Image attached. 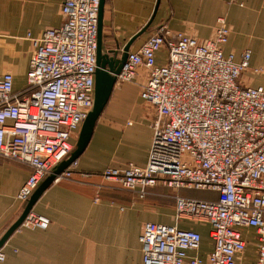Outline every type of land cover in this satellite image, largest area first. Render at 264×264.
I'll list each match as a JSON object with an SVG mask.
<instances>
[{"label":"built area","instance_id":"1","mask_svg":"<svg viewBox=\"0 0 264 264\" xmlns=\"http://www.w3.org/2000/svg\"><path fill=\"white\" fill-rule=\"evenodd\" d=\"M100 3L65 0L59 26L39 37L28 34L34 52L25 88H14L12 72L0 74V159L31 167L18 192L23 202L70 155L93 107ZM232 30L226 17L206 39L161 24L129 51L117 76L120 82L145 76L141 97L155 116L146 165L106 168L100 174L110 188L140 199L157 186L216 194H176L173 223L146 222L139 237L144 264H244L243 227H253L257 237L256 259L247 264H264V87L243 81L251 68L250 49L238 61L235 51L225 52ZM162 49L167 61L159 64ZM78 166L77 159L56 181L72 179ZM50 223L32 210L18 229H47ZM193 223L209 227L206 252L205 230Z\"/></svg>","mask_w":264,"mask_h":264},{"label":"crops","instance_id":"2","mask_svg":"<svg viewBox=\"0 0 264 264\" xmlns=\"http://www.w3.org/2000/svg\"><path fill=\"white\" fill-rule=\"evenodd\" d=\"M64 1L0 0V74L12 72L16 90L27 85L34 52L28 34L39 37L44 30L59 26ZM156 5L157 0H105V50L121 51L148 23L149 27L130 50L139 49L161 24L201 39L211 38L219 18L226 17L233 30L225 52L235 51L238 61L241 53L250 49L251 68L244 71L243 81L264 87V72L253 71L254 67H264V0H160L155 10ZM166 59L167 52L162 49L157 62L164 64ZM144 78L141 74L136 82L115 86L89 145L78 158L79 167L73 178L51 184L34 205V211L50 218L49 227L16 230L1 248L5 259L0 264H144L139 239L143 225L148 221L173 223L175 196L173 207L156 203L157 199L149 197L150 194L140 199L128 192H104L95 201L98 187L94 184L108 167H123L130 162L144 166L148 161L155 115L152 108L146 110L148 103L141 97L139 83ZM30 172L28 165L0 159V234L24 209L25 202L18 199V192ZM81 172L95 175L83 182L79 179ZM174 190L185 196H194L190 193L199 191L207 195L201 198L216 197L215 193L205 190ZM168 209V221H164ZM184 224L187 226L189 222ZM191 225L203 230L201 224ZM241 232L247 242L242 262L247 264L257 256L256 231L253 227H243ZM203 234L206 252L211 248V241L205 231Z\"/></svg>","mask_w":264,"mask_h":264},{"label":"water","instance_id":"3","mask_svg":"<svg viewBox=\"0 0 264 264\" xmlns=\"http://www.w3.org/2000/svg\"><path fill=\"white\" fill-rule=\"evenodd\" d=\"M160 0H157L155 10L158 8ZM105 0H101L99 9L98 40H97V70L95 78V95L92 109L87 114L81 129L78 133L77 141L70 155L56 165L53 170L40 182L30 198L25 201V206L20 216L14 221L4 233L0 234V249L4 246L9 237L20 227L26 216L33 210L34 205L42 196L44 191L53 184L57 177L62 174L69 165L77 160L85 151L93 136L95 127L104 110L106 109L114 88L117 83V76L121 72L122 66L127 60L133 42L147 30L150 23L142 28L137 34L131 37L121 51L105 50L103 46V9Z\"/></svg>","mask_w":264,"mask_h":264},{"label":"rangeland","instance_id":"4","mask_svg":"<svg viewBox=\"0 0 264 264\" xmlns=\"http://www.w3.org/2000/svg\"><path fill=\"white\" fill-rule=\"evenodd\" d=\"M106 47L107 46L105 45V48L104 49H106ZM260 67L263 68V72H264V67H262V66H260ZM122 83H125V82L117 81L116 86L118 87ZM145 105H147V104L144 103V106ZM150 109H151V107L148 104L146 110H150ZM89 173H92V172H89ZM79 176H80L79 179L81 181H83V182H86L87 179H90V178L83 177L80 174H79ZM98 176L100 177V180H99V182H96L94 184H95V186H97L96 184L99 183L98 185L101 184L102 186H101V189H96L95 199H96L97 196L100 199L101 198V193H104V192L107 193V194H111V193L121 194V193H119L120 191L118 189L110 188V185H112V183L109 182V181H107V180H105L101 174H99ZM154 190H155L154 193H150L149 197L152 196L151 198L157 199V201L155 200L156 203L165 204V205H168V206H171V207H173V205H174V196L176 194H181L179 191H176V190L170 189V188H166V187L159 188V186H158V187L154 188ZM98 192H100V193H98ZM190 194L191 195H194V196H197V197H200V198L203 197V196H207V195L200 194L199 191H192ZM166 211L167 212H166L165 218H163L164 221H168V216H169V212H170L169 209L166 210ZM173 216H174V214H173ZM201 225L203 226L202 229L205 230V233H207L208 232V229H209V227L207 226V224H201Z\"/></svg>","mask_w":264,"mask_h":264}]
</instances>
